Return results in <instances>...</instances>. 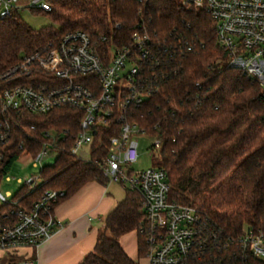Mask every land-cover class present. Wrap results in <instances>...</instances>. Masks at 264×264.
I'll use <instances>...</instances> for the list:
<instances>
[{
  "label": "trees",
  "instance_id": "obj_1",
  "mask_svg": "<svg viewBox=\"0 0 264 264\" xmlns=\"http://www.w3.org/2000/svg\"><path fill=\"white\" fill-rule=\"evenodd\" d=\"M50 6L42 12L58 27L35 29L17 12L0 19V75L67 31L110 36L114 22H119L114 36L125 41L142 19L156 49L157 66L146 72L155 90L127 116L159 140L155 165L168 173L170 199L194 205L204 221L205 242L187 262L264 264L239 242L245 229L264 235V93L228 65L208 14L176 0H51ZM81 115L68 106L17 115L3 148L0 176L24 152L41 149L44 131L58 136L53 163L40 171L42 184L33 190L24 185L16 193L21 205L33 203L46 189L63 190L65 199L90 181L108 182L92 159L103 155V146L93 150L90 159L70 152ZM116 128L112 125L102 138L107 140ZM123 188V197L103 217L93 250L79 264H139L118 240L132 230L137 232V256H145L141 198Z\"/></svg>",
  "mask_w": 264,
  "mask_h": 264
},
{
  "label": "built area",
  "instance_id": "obj_2",
  "mask_svg": "<svg viewBox=\"0 0 264 264\" xmlns=\"http://www.w3.org/2000/svg\"><path fill=\"white\" fill-rule=\"evenodd\" d=\"M176 1L208 14L228 65L257 83L264 93V0ZM50 5L51 0H0V19L20 10H49ZM141 10L140 6L138 13ZM119 26L114 22L110 36L100 34L97 38L81 30L67 31L24 55L0 75V171L5 161L3 148L17 115L45 113L61 106L79 110V130L70 152L90 159L92 151L103 146V155L92 159L108 182L139 194L144 264H188V257L205 242L206 227L196 207L170 199L168 173L163 167L128 168L138 157V142L132 134L146 133L127 115L152 94L146 72L158 62L147 23L141 19L125 41L114 36ZM114 124V133L104 140L102 133ZM43 137L35 154H22L29 155L34 166L55 155L52 147L57 134L46 130ZM154 140L152 147L158 149L159 140ZM36 180L31 176L24 185L33 190L42 184L37 185ZM63 195V190L46 189L33 203L21 205L10 192L0 191V251L13 253L48 239L62 225L53 207ZM239 242L253 256L264 259L263 234L245 229Z\"/></svg>",
  "mask_w": 264,
  "mask_h": 264
},
{
  "label": "crops",
  "instance_id": "obj_3",
  "mask_svg": "<svg viewBox=\"0 0 264 264\" xmlns=\"http://www.w3.org/2000/svg\"><path fill=\"white\" fill-rule=\"evenodd\" d=\"M107 183L90 181L73 195L59 199L53 212L61 227L36 246L20 247L13 253L0 251V264H79L93 250L103 217L121 199L110 192ZM118 240L129 257L145 263L144 257L137 256L135 230Z\"/></svg>",
  "mask_w": 264,
  "mask_h": 264
},
{
  "label": "rangeland",
  "instance_id": "obj_4",
  "mask_svg": "<svg viewBox=\"0 0 264 264\" xmlns=\"http://www.w3.org/2000/svg\"><path fill=\"white\" fill-rule=\"evenodd\" d=\"M20 16L24 21L31 27L38 29L44 26L52 25L58 27V25L53 22L47 13L42 11H31V10H20ZM132 138H135L138 142L137 150L138 157L137 160L130 165L134 171L143 170L155 166L156 158L158 156V149L151 147V144L155 141L152 136L147 134H132ZM54 161V155L49 157H44L41 164L34 166L32 164L33 160L29 155H21L17 160H15L10 166L9 170L0 180V191L2 193L10 192L11 196H15L16 193L24 187V181L29 177H36L37 185H39L42 180L40 177V171L42 166L50 165ZM110 192L117 196V198H122L124 195V188L119 183L108 182Z\"/></svg>",
  "mask_w": 264,
  "mask_h": 264
}]
</instances>
